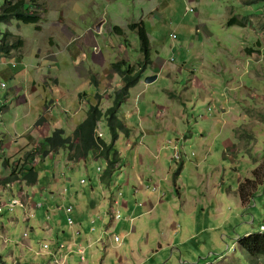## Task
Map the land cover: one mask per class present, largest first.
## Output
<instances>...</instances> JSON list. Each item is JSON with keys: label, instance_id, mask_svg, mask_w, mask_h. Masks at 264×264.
<instances>
[{"label": "rangeland", "instance_id": "rangeland-1", "mask_svg": "<svg viewBox=\"0 0 264 264\" xmlns=\"http://www.w3.org/2000/svg\"><path fill=\"white\" fill-rule=\"evenodd\" d=\"M4 1L0 0V7ZM35 1L39 6L29 12L40 16L37 23L14 19L0 24L9 32V42L23 39L22 46L0 56V201L17 197L21 202L13 211L0 212L1 258L10 262L14 253L22 263L57 264L46 250L57 241L64 242V250L74 248L75 240L56 235L53 229L49 234L45 223L63 225L67 232L70 216L73 224L81 222L82 231L91 232L87 237L90 251H97L94 264H119L120 258L122 264H132V257L143 264H264L263 256L251 257L238 244L248 237L243 236L244 229L250 228L244 224L248 208L243 207L249 200L242 206L238 195L239 183L246 179L259 181L253 194L252 230L264 224V174L260 175L264 173V0ZM132 23L144 25L150 37L149 59L159 65L147 69L121 100L117 116L129 126L130 136L117 129L110 159L118 163L111 184L106 185L104 157L73 161L69 149L49 150L40 145L44 138L35 123L42 124L46 108L54 107L65 134L72 135L91 104L99 102L105 110L113 102L109 92L122 83L119 75L113 79L110 67L106 77L105 68L118 59L124 68L134 67L143 58ZM153 71L159 78L146 84ZM101 83L105 93L98 96ZM107 124L104 116L97 130L110 144L113 137ZM161 127L169 132L175 149L168 140L159 144L142 135ZM28 153H34L27 165L38 171L37 182L4 184L3 178L13 166L26 162ZM179 154L182 160L174 159ZM139 155L142 164L146 162L143 173L134 161ZM189 165L198 168L192 177ZM170 167L168 175L175 183L165 179ZM139 174L144 182L138 181ZM175 185L184 187L180 196ZM168 188L174 196L162 197L165 203L158 213L173 224L145 231L147 241L139 230L134 235L119 233L120 219L137 226L131 214ZM217 194L220 206L214 200ZM184 196L190 208L184 206ZM29 199L44 207L31 208ZM57 206L73 210L65 215ZM104 223L110 226L106 231ZM234 233L242 237L232 238ZM4 236L10 241L3 242ZM85 236L75 235L77 243L87 245ZM114 236L122 238L119 244ZM79 256L72 252L68 263H80ZM85 261H89L88 249Z\"/></svg>", "mask_w": 264, "mask_h": 264}, {"label": "trees", "instance_id": "trees-1", "mask_svg": "<svg viewBox=\"0 0 264 264\" xmlns=\"http://www.w3.org/2000/svg\"><path fill=\"white\" fill-rule=\"evenodd\" d=\"M32 2L33 3L29 2V5L25 0H5L0 7V24H6L14 19H19L18 21L24 23H37L40 16L29 11L36 9L39 6V3L35 0H32ZM233 21L234 18L232 17L230 22L232 23ZM236 22L238 21H235V23ZM131 26L137 30L142 39L140 49L145 55L144 60H146L143 62L148 64L150 62L149 58H147L149 40L147 34H145V27L143 24L137 23H133ZM8 34L9 32L7 29L1 28L0 26V56L9 55L12 48H15L16 46L20 47L23 44V39L20 37H18L16 39L17 41L14 43L9 42L7 38ZM123 63L124 62L119 59L111 63V68L122 77L123 86L120 90L115 91V94L113 95L114 100L107 109L103 110L99 102L91 104L87 110L86 117L76 125L72 135H66L64 128H56L50 135H47L44 138V144L49 147V150L57 151L60 148L69 149L68 157L73 161L86 158L92 153V151H97L96 154L99 159L104 157L107 160V168L102 175V181L105 182L106 185L111 184L113 172L118 163L116 160L113 161L110 159V150L116 140L117 129L127 132L126 127L117 116V110L120 107L121 100L127 95L129 88L138 84L140 80H142L145 70L147 71V66L145 64L142 66L138 65L137 67L130 65L129 67L124 68ZM104 116L113 137L110 144L97 135L98 123ZM26 156H29L26 162L24 160L20 167L13 166L10 174L3 178L4 181L2 180V182L4 184L13 181H25L30 185L37 182L38 171L33 166L27 165L28 162L33 160L34 153H28ZM5 163L7 166L10 165L8 160H5ZM257 173L258 171H255L253 175L255 178L259 179V174ZM261 174H264L263 170L260 172V175ZM240 183L238 195L240 202L243 205L253 197L255 187H257L259 181L246 179L244 182ZM238 244L240 249L247 252L251 257H264V235L254 233L248 237L240 238Z\"/></svg>", "mask_w": 264, "mask_h": 264}, {"label": "crops", "instance_id": "crops-1", "mask_svg": "<svg viewBox=\"0 0 264 264\" xmlns=\"http://www.w3.org/2000/svg\"><path fill=\"white\" fill-rule=\"evenodd\" d=\"M158 59H161V58H158ZM156 65H157V68H158V65H159V62L158 61L157 62L154 61L153 68H155ZM153 73L157 75V79H158L159 78V73L157 72L158 73L157 74L154 71H153ZM109 74H110V71H109V66H108V67L105 68V75H106V77L109 76ZM99 75H100V73H99ZM112 75H113V79H114L116 77V74H114L113 71H112ZM101 78H103V76L100 75V80H99L100 82L102 81ZM157 79H156V81H157ZM194 79L195 78L193 77L191 81L193 82ZM150 84H152V83H150ZM99 86L102 87V89L100 91L101 92L104 91L103 84L101 83ZM114 89H115V87H112V90L111 91H113V93H114ZM111 91L109 92V96L112 94ZM168 95L170 97H172V98L175 97L171 92H168ZM160 108L162 110H164V112L167 111V109H168V107H166V106H160ZM46 110L47 111L45 112V114L43 116V119H41L42 120V124H40V123L38 124L37 122L35 123L37 129L39 130V132H41L43 138H45L47 135H50L49 133L50 132L52 133V131L54 129L61 128L62 127V125H61V118L62 117L59 116L60 114H57V112L55 111V108L54 107H50V108L47 107ZM177 111H178V114H180L182 112V110H177ZM161 114H163V113H161ZM131 115L132 114H130V118H131ZM125 127L127 129L126 135H127V137H129L130 136V128H129V126L127 127V125ZM142 135H143V137H148V136L151 137L154 140L155 143L158 142L159 144L160 143H163L165 140H168V141L171 142V138L169 137L170 136L169 132L165 128H162V127L161 128H158V129H155V130H150V131H147V132H143ZM166 135H168V136H166ZM184 139H186V138H184ZM42 140H43V142L40 143L41 146L45 145L44 144V139H42ZM130 142H132L134 144V142L131 139H130ZM140 144H145V143L142 142ZM135 147H138V146L135 144ZM165 147H169V146H166L165 145ZM169 148H171V147H169ZM224 153H226V150L224 151ZM91 155H93L95 158H99V157H97V154H95V153L92 152L86 158H81V159H85V161H87L90 158ZM153 155H156V153H153ZM230 156L233 157L232 155H230ZM141 158H143L142 155L136 156L134 158V161H136L139 164V166L141 165L140 170L143 173L145 171V169H146L145 168L146 162L142 164V161L143 160ZM226 158H229V157H226ZM236 158H237V156L236 157H233V159H231V158L230 159L232 161H235ZM81 159H79V160H81ZM21 161H23V160H21ZM172 168L173 167H170L168 169L167 174L165 175V179L167 181H169L170 183H172V180H173V183H175L174 182V179L170 176V174L168 175V173H170V171L172 170ZM151 172L153 173V171H151ZM197 172H198V168L197 167L196 168H192L191 165H189V175H190V177H192L195 174H197ZM142 175L145 176L144 174H142ZM128 177L129 176H127V179H129ZM137 179H138L139 182H140V179H141V182H144V180H143V178L141 177L140 174L137 176ZM146 179L148 181H150V178L149 177H146ZM182 185H184V184H182ZM182 185H175V187H176V192H175L176 196H180L181 191L184 189V187ZM169 189L170 188H168V189L164 190L163 192H161L162 194H161L160 197L159 196H156V197H152V198L150 197V198H148V200L146 201V203L142 206V209L141 210H138L134 214H131L132 216H134L136 218V220H137V226L136 225L135 226L134 225H129L127 220L120 219V221H118V223L116 225V228H119V231H120L119 233L127 234L129 232L131 235H134L135 232L137 230H139L140 233L144 232L143 237L147 241V237H148L147 235L148 234L145 233V231L149 230L150 232H152L151 230L152 229H155L157 226H162L163 227L167 223L173 224V222L170 220V218L167 217L166 219H162V216L158 213V211L160 210V208L165 203V201H162V197L174 196L173 194L172 195L169 194ZM157 191H158V189H157ZM50 193H53V191H50ZM214 200H215V203L217 204V206H220L221 205V199L218 196V194H217L216 199H214ZM29 201H30V199H29ZM29 201H27V203H28L29 206H31V208H35V207L38 208L39 207V206H37V204L33 200H31L30 202ZM185 201L186 200H185V196H184L183 203ZM171 202H172V197H170V204H171ZM41 204H42V206H40V208L41 207H44V204L43 203H41ZM184 206H186V208H190V202L184 203ZM243 207H244V209L248 208V209L245 210V215H248V219L244 222V224L250 225V228H245L244 229L243 236H249V235H252V234L257 233L259 231V228H258L257 231L252 230V225H253V219L252 218H253V214H252L251 211H252V208L255 209V204L252 201H249V203L247 204V206H243ZM129 208H130V206H128L125 209L128 210ZM57 209L58 210H61V207L60 206H57ZM61 211H63V213L65 215H67L65 209L62 208ZM47 212L48 211L46 210V213ZM126 214H129V213L126 212ZM30 215H34V213L31 212ZM48 215H50V214L48 213ZM77 216H80V213H78ZM110 219L112 220V217L111 216H110ZM80 223L81 222H79L77 224H71V225L68 223L69 225L66 228L67 232L64 231L63 225H60L58 223H55L52 226V225H50V222H46L45 223V227L44 228L46 229L47 232H49V234H53L52 231H51L53 229V230H55L56 235H59V233H61V234H63V236H65L67 238H69V236H71V240H72V238H74V240H75L74 241L75 243H72V241H71V244L74 245V248L73 247H68L66 250H64L65 245H64V242H61V241H57V242L59 244H63V247L62 248H58V246L56 245L57 242H56V244H54L52 246L51 251L55 255L58 253L59 257L57 259L58 260H62L65 264H69L68 261H70V262L72 261V259H71V253L72 252H73L74 255H77V254L80 255L79 256L80 263H78V264H94L93 255L97 251L96 252L90 251L89 248H91L90 246L92 245L91 242H90L91 239H90V237L89 238L87 237V235L91 234V232L89 231V233H86L87 232L86 231L87 228L86 229H83V231H82L81 228H80L81 226H79ZM111 223L112 222H110V224ZM104 226H105V231L110 227L106 223H104ZM139 226L142 227V229H139ZM148 226H149V228H148ZM80 232H83L86 235L85 236V244H87V245H83V243H77V240L75 239V235H77V234L79 235ZM228 235H229V233H228ZM237 236L242 237L241 235L234 233V235L232 236V238L237 239ZM132 237H135V236H132ZM225 238H228V237H225ZM121 239L122 238H120V239L118 238V241H114V242H116V243L119 244V242L121 241ZM113 240H114V238H113ZM69 242H65V243H69ZM24 243L27 244L26 241H24ZM145 243H147V242H145ZM154 244L156 245V247L158 249H161V243L158 240H156V243H154ZM87 249H88L89 261H85V254L87 253ZM82 250H83V255L80 254V251H82ZM150 251L152 252L153 250L151 249ZM132 252L134 253V250H132ZM136 253L141 256V252H137L136 251ZM14 256L15 257H19V254L15 255L14 253H12L10 255V258H11V261L10 262H7V260L4 259V258H0V264H32V263H28V262H23L22 263V262L19 261V259H14ZM81 256H82V259H81ZM154 257L155 256L152 255V256H150V258H148L146 260L144 259V262H147L149 259H153ZM181 260H182V256L180 258V261ZM132 261H133L132 264H143V262H136L135 263V261H136V258L135 257H132ZM122 262H123V260H122V258H120V263L119 264H122Z\"/></svg>", "mask_w": 264, "mask_h": 264}, {"label": "built area", "instance_id": "built-area-1", "mask_svg": "<svg viewBox=\"0 0 264 264\" xmlns=\"http://www.w3.org/2000/svg\"><path fill=\"white\" fill-rule=\"evenodd\" d=\"M97 135L99 137H101L103 135L102 131H98ZM178 159V157H177ZM21 203L20 200L17 198V197H14L13 199H9L8 201H0V212L4 210V208L8 209L9 211H13L14 208L16 207L17 204ZM37 206H42L41 203L37 204ZM66 212L67 213H70L71 210H72V207L71 206H68L65 208ZM68 223L71 225L74 223L73 219L68 216ZM260 232L264 233V225L260 228ZM24 235H27V233H24ZM0 236H3V234L1 233ZM3 242H7V241H10V239L6 236L3 237ZM115 240H117V238L115 237L114 238ZM63 247V244H59L58 245V248H62ZM42 248L43 249H47L48 248V245L46 243H43L42 244ZM47 253L50 252V254L52 255V257H54L55 259V262L57 264H65L62 260H58L56 259V255L51 251V250H46ZM80 254L83 255V250L80 251ZM81 259H82V256H81Z\"/></svg>", "mask_w": 264, "mask_h": 264}, {"label": "clouds", "instance_id": "clouds-1", "mask_svg": "<svg viewBox=\"0 0 264 264\" xmlns=\"http://www.w3.org/2000/svg\"><path fill=\"white\" fill-rule=\"evenodd\" d=\"M189 10V12H195V10L193 9V8H189L188 9ZM236 21H238V20H236ZM238 22H240V21H238ZM101 24H102V22L100 23V26H101ZM133 24V23H132ZM131 24V25H132ZM137 24H141V23H137ZM101 28V27H100ZM135 30V29H134ZM136 32H137V30H135ZM138 33V32H137ZM145 34H147V38H148V40H149V44H148V48H149V45H150V37H149V34L147 33V31H146V29H145ZM139 35V34H138ZM139 37H140V35H139ZM173 37H174V35H173ZM140 40H141V42H142V39H141V37H140ZM140 42V43H141ZM147 51H148V55H147V58H149V49H147ZM143 53V52H142ZM144 58H145V55H144V53H143V58L142 59H139V60H137L136 61V63H137V65L136 66H134V67H137L138 65H140V66H142L143 64H145L146 66H147V69H149V68H151V67H153V65H154V61H152V60H150V62L148 63V64H146V62H143V61H146V60H144ZM110 65V64H109ZM110 68H111V66H109ZM112 69V68H111ZM112 71H113V73L114 74H116V75H119L118 73H116L113 69H112ZM146 71V70H145ZM145 73V72H144ZM153 75H156V74H153ZM153 75H149V76H153ZM119 79H120V83H122V86H123V79L121 80V76L119 75ZM98 82V81H97ZM140 82H141V80H140ZM139 82V83H140ZM147 84H150V83H147ZM122 86L119 84V88L117 89V90H120L121 88H122ZM105 90V89H104ZM100 93H98L97 95L98 96H100V94H103V93H105L104 91H99ZM111 93L113 94V91H111ZM110 95V97L112 98L113 97V95ZM114 94H115V92H114ZM112 104V103H111ZM110 104V105H111ZM100 106H101V103H100ZM102 107V106H101ZM108 107V106H107ZM107 107L105 108V109H107ZM103 108V107H102ZM104 109V108H103ZM87 114V113H86ZM102 138H103V135L101 136ZM174 148V147H173ZM175 149V148H174ZM174 159H176V160H182L181 159V156H180V154H179V157H178V159L174 156ZM253 197L252 198H250V201H253ZM257 233H260V230L257 232Z\"/></svg>", "mask_w": 264, "mask_h": 264}, {"label": "water", "instance_id": "water-1", "mask_svg": "<svg viewBox=\"0 0 264 264\" xmlns=\"http://www.w3.org/2000/svg\"><path fill=\"white\" fill-rule=\"evenodd\" d=\"M98 30H100V23L97 25ZM157 79V75H153V76H147L145 78V83H153L154 81H156Z\"/></svg>", "mask_w": 264, "mask_h": 264}, {"label": "bare ground", "instance_id": "bare-ground-1", "mask_svg": "<svg viewBox=\"0 0 264 264\" xmlns=\"http://www.w3.org/2000/svg\"><path fill=\"white\" fill-rule=\"evenodd\" d=\"M97 132H98V130H97ZM169 143L173 145L172 142H169ZM173 147H174V145H173ZM67 207H68V206H67ZM71 207H72V206H71ZM72 210H73V209H72ZM72 210H71V212H72ZM71 212H70V213H71ZM68 214H69V213H68ZM114 218H115V219H118V218H119V217H118V214H115V215H114ZM263 225H264V224H261V225H260L259 230H260V228H261ZM115 237L117 238V240L114 239V241H118V237H117V236H114V238H115Z\"/></svg>", "mask_w": 264, "mask_h": 264}]
</instances>
